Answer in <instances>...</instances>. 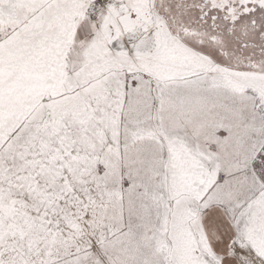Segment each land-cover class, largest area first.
<instances>
[{
	"label": "snow or ice",
	"instance_id": "6c2138e0",
	"mask_svg": "<svg viewBox=\"0 0 264 264\" xmlns=\"http://www.w3.org/2000/svg\"><path fill=\"white\" fill-rule=\"evenodd\" d=\"M0 264H264V0H0Z\"/></svg>",
	"mask_w": 264,
	"mask_h": 264
}]
</instances>
